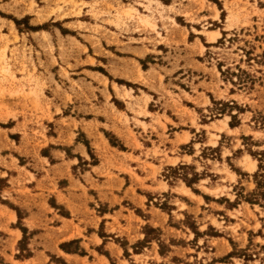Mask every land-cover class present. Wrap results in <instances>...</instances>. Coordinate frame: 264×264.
<instances>
[{"label": "rangeland", "instance_id": "rangeland-1", "mask_svg": "<svg viewBox=\"0 0 264 264\" xmlns=\"http://www.w3.org/2000/svg\"><path fill=\"white\" fill-rule=\"evenodd\" d=\"M118 176L133 264H264V0H0V264L92 262Z\"/></svg>", "mask_w": 264, "mask_h": 264}, {"label": "crops", "instance_id": "crops-1", "mask_svg": "<svg viewBox=\"0 0 264 264\" xmlns=\"http://www.w3.org/2000/svg\"><path fill=\"white\" fill-rule=\"evenodd\" d=\"M150 104V102H149ZM146 112L148 116L144 117V124H149V122H152V118L155 115V112H150L148 109H146ZM158 117L161 118V121L163 119L162 116H165L168 118L174 126H176V122L169 117L168 113L165 111L164 115L161 113V111H157ZM173 115V113H172ZM141 122V121H140ZM168 125H171L168 123ZM171 127V126H168ZM185 130L179 131V133H184ZM176 133V132H175ZM174 133V134H175ZM96 166L92 167L90 172L88 173L91 176V180L89 178L86 179V184L94 185V183L99 182V179H94L91 173H95ZM100 169L98 168V171ZM119 175V174H118ZM130 178H127V176L120 178L118 176L114 180L115 189L119 190V186L122 187L121 192L118 191V193L112 192H100L99 196H101L100 201L101 205L103 207L107 208V211L105 212H98V217L94 216L96 219H98V222L95 224L96 228H93V225H91V230L88 231L87 228L85 230V234L82 235L83 240L80 237L74 238L75 241H78V244L82 247L83 251L85 253H66L62 251V255L64 257H68L71 259H75L77 261L82 260L84 258L91 257L92 262H28L33 264H133L134 262L131 261L133 257H137L142 253H136L137 247L141 246V250L143 251H150L152 250V255L158 258L163 257V253H161V247H163V241L160 240V235L155 238L148 240L145 234H141L136 242L134 244H126L123 245L122 243H118L115 241L116 239L120 238L121 241H123V238H125V241L128 242L129 235L126 236L125 231L123 230L125 227L127 228L129 226L128 221H132L133 218H138L135 214V209H131L130 207H127L128 205H122V197L119 196V193L126 191L127 183L126 181H129ZM108 183V182H107ZM79 186L84 187L85 184L82 182H79V185L77 183H70L69 188L73 189H80ZM86 187V186H85ZM84 187V188H85ZM66 191V189H62ZM89 190V189H86ZM193 194V193H192ZM194 195V194H193ZM196 197V195H194ZM74 197H84L83 193L79 194L77 196L75 193L72 192H66V195H63V198H65L67 202V211L68 216L67 217H61L64 221H70L73 220L74 217H77L78 210L80 208L78 203L73 200ZM140 197V196H138ZM120 199V200H119ZM206 200V199H205ZM139 207V206H138ZM91 218V217H90ZM15 221L17 220V216L14 214ZM93 219V218H91ZM125 222V223H124ZM145 223H149V221H146ZM151 225V224H150ZM89 227V226H87ZM151 229L156 230L158 234H160V231L157 230L154 226H149ZM99 229L102 230L100 233ZM87 241V243H86ZM88 242L90 245H88ZM143 244V245H142ZM89 246V252L86 253L85 247ZM169 248H173L172 245H169ZM170 251V249H169ZM169 251H167L169 253ZM130 254V255H129ZM127 258V259H126ZM130 261H129V259ZM115 259L111 262V260ZM28 259L27 261H29ZM94 261V262H93ZM96 261V262H95Z\"/></svg>", "mask_w": 264, "mask_h": 264}, {"label": "bare ground", "instance_id": "bare-ground-1", "mask_svg": "<svg viewBox=\"0 0 264 264\" xmlns=\"http://www.w3.org/2000/svg\"><path fill=\"white\" fill-rule=\"evenodd\" d=\"M133 11L131 10H127L126 11V15H131ZM218 18V14H216V18ZM143 23L149 27H153V25H151L150 23H148L147 21H143ZM219 33L216 32V31H212V32H209V41L210 42H215L218 38H219ZM248 159V168L251 172H253L255 169H256V162L254 160H251L249 157H247Z\"/></svg>", "mask_w": 264, "mask_h": 264}]
</instances>
